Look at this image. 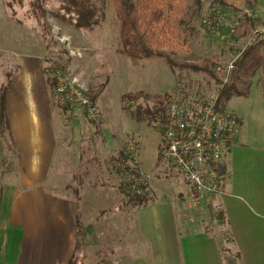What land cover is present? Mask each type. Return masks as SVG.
Returning a JSON list of instances; mask_svg holds the SVG:
<instances>
[{"label":"rangeland","instance_id":"1","mask_svg":"<svg viewBox=\"0 0 264 264\" xmlns=\"http://www.w3.org/2000/svg\"><path fill=\"white\" fill-rule=\"evenodd\" d=\"M87 1L98 25L78 28L71 20H64L69 16L58 9V0H0V94L6 93L14 78L18 82L25 79L23 65L26 67L25 63L33 59L32 66L37 70L33 73V89L40 90L37 84L43 81L48 102L65 116L58 115V121L68 125L60 135L67 153L77 150L81 154L83 149L88 159L89 153L97 155L96 162L82 161L85 174L76 170L74 162H66L62 179L67 185L63 195L67 199L79 196V218L86 228L93 225L97 233L95 246L84 248L86 259H93L98 250L96 259L106 256L117 264H135L140 259L148 263L145 224L139 208L122 207L118 183L124 174L119 176L113 160L133 142L140 169L149 177L148 203L162 198L172 201L180 221L196 229L224 232L216 199L209 201L207 208H189L182 178L158 162L163 140L150 123L146 108L152 110L173 94L185 104L199 107L219 92L229 79V66L246 45L255 36L264 41V0H186L171 45L159 47L160 54L151 59L122 53L120 23L112 12L111 0ZM55 28L81 53L78 58L72 59L54 33ZM59 66L65 67L64 72ZM62 73L80 78L87 93L95 94L97 120L88 118L79 107L63 110L56 105L49 79ZM261 86L257 69L238 81L227 95L220 97L219 93L221 109L233 114L238 122L236 144L256 150H264ZM131 101L141 108L129 110ZM229 152L226 149V157ZM91 167L96 171L89 174ZM203 217L207 219L204 226ZM227 242L224 246L231 251Z\"/></svg>","mask_w":264,"mask_h":264},{"label":"crops","instance_id":"2","mask_svg":"<svg viewBox=\"0 0 264 264\" xmlns=\"http://www.w3.org/2000/svg\"><path fill=\"white\" fill-rule=\"evenodd\" d=\"M28 62L23 65L25 79L14 78L0 94L5 99L3 124L0 118V264H69L81 202L78 195L75 199L63 195L65 163L74 162L76 170L85 174L82 161L96 162L97 155L89 153L88 159L83 149L81 154L67 153L60 135L68 125L58 121V115H64L48 102L43 81L37 84L40 90L33 89L37 70L33 59ZM237 139L238 132L227 147L229 157L226 151L223 154L221 191L210 200L219 204L224 232L216 234L180 221L177 205L163 198L139 206L149 262L140 259L135 264H264V150L237 145ZM206 222L203 217L201 224ZM82 240L85 249L98 242L93 225L85 227ZM226 241L231 251L226 250ZM85 249L78 264H117L106 256L96 259L98 250L94 260L86 259Z\"/></svg>","mask_w":264,"mask_h":264},{"label":"built area","instance_id":"3","mask_svg":"<svg viewBox=\"0 0 264 264\" xmlns=\"http://www.w3.org/2000/svg\"><path fill=\"white\" fill-rule=\"evenodd\" d=\"M53 31L72 59L81 55L71 46L68 37L60 35L59 28ZM229 68L232 70L233 65ZM56 78L57 85L53 90L55 102L61 106L79 107L88 118L97 120L98 109L88 97L81 79L64 74L56 75ZM210 96L196 107L185 104L173 94L164 100V108L154 114L155 127L163 140L158 162L175 170L182 178L187 187V205L191 209L205 207L221 191L223 154L238 132L235 116L220 107L219 92ZM128 108L134 111L135 103L131 101ZM125 152L128 158L120 156L113 160L114 164L123 169L133 191L148 192L149 177L140 169L133 142L127 144Z\"/></svg>","mask_w":264,"mask_h":264},{"label":"trees","instance_id":"4","mask_svg":"<svg viewBox=\"0 0 264 264\" xmlns=\"http://www.w3.org/2000/svg\"><path fill=\"white\" fill-rule=\"evenodd\" d=\"M60 11L65 12L69 18L64 16V20H71L75 27L85 28L92 25H98L97 18L93 17V11L87 0H58ZM186 0H111V7L114 16L120 23V45L122 53L131 58L136 59H151L160 54L159 47L171 45V37L174 36L177 25L181 22L180 17L185 11ZM264 41L255 36L246 47L239 53L233 63V68L230 71L229 79L219 89L220 97L225 96L238 81L252 75L257 69L261 73V93L264 102ZM64 66H59L58 69L64 72ZM63 74V73H62ZM52 90L57 85L56 76L49 79ZM53 93V92H52ZM88 97L96 104L95 94ZM164 100H160L154 105L152 110L146 108L149 114L150 123L155 126L154 114L164 108ZM220 104V100H219ZM60 106L66 110L69 106ZM5 99L0 97V118L1 123H4L5 114ZM137 108H141L139 105ZM137 153V150H136ZM123 156L128 158L125 150H122L118 157ZM138 156V153H137ZM117 158H114V160ZM115 166V165H114ZM113 166V167H114ZM128 168V165H125ZM116 172L124 174L123 169L116 165ZM224 167L221 168L220 174L223 176ZM135 175H137L134 172ZM124 179L118 183V190L122 195V207L132 206L139 207L148 203V192L133 191L131 181ZM85 226L77 218V241L74 254L69 264H78L82 260L80 253H83L84 244L82 233ZM81 253V254H82ZM80 260V261H79Z\"/></svg>","mask_w":264,"mask_h":264}]
</instances>
